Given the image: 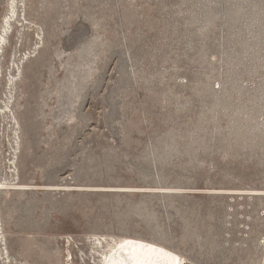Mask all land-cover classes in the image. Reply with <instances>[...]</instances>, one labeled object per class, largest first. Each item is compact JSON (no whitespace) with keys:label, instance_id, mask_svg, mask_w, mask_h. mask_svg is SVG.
Masks as SVG:
<instances>
[{"label":"rangeland","instance_id":"rangeland-1","mask_svg":"<svg viewBox=\"0 0 264 264\" xmlns=\"http://www.w3.org/2000/svg\"><path fill=\"white\" fill-rule=\"evenodd\" d=\"M0 188V264H264V0H0Z\"/></svg>","mask_w":264,"mask_h":264},{"label":"bare ground","instance_id":"bare-ground-1","mask_svg":"<svg viewBox=\"0 0 264 264\" xmlns=\"http://www.w3.org/2000/svg\"><path fill=\"white\" fill-rule=\"evenodd\" d=\"M119 191L130 192V189L122 188ZM103 239V242L100 238L95 239L99 264H182V259L175 252L159 244L131 237L112 239L110 242L105 237Z\"/></svg>","mask_w":264,"mask_h":264}]
</instances>
